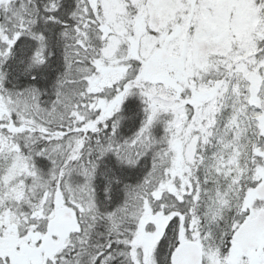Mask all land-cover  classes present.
Wrapping results in <instances>:
<instances>
[{
	"label": "snow or ice",
	"instance_id": "snow-or-ice-1",
	"mask_svg": "<svg viewBox=\"0 0 264 264\" xmlns=\"http://www.w3.org/2000/svg\"><path fill=\"white\" fill-rule=\"evenodd\" d=\"M0 264H264V0H0Z\"/></svg>",
	"mask_w": 264,
	"mask_h": 264
}]
</instances>
